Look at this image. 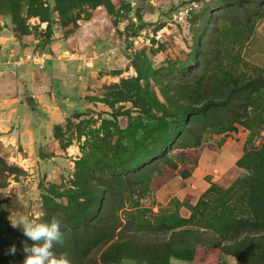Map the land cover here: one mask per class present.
<instances>
[{"label": "rangeland", "instance_id": "obj_1", "mask_svg": "<svg viewBox=\"0 0 264 264\" xmlns=\"http://www.w3.org/2000/svg\"><path fill=\"white\" fill-rule=\"evenodd\" d=\"M112 1L116 7L113 14L100 7L101 18L75 24L76 19L85 17L84 12L70 11L60 20L54 1L42 0L43 15L50 19V27L39 17L26 16L27 4L21 2L20 13L25 20L16 23L15 32L11 18L0 15V29L11 32L1 38L3 49L7 48L0 55L2 62L8 61L0 68V158L6 165L4 172L0 171V264H22L23 244L33 243L20 228L11 226L10 220L20 214L37 221L55 216L61 221L63 234L81 227L63 218V210L73 206L68 215L73 220L74 211L81 207L78 203L84 201L79 197L82 181L77 185L78 179L91 171L90 180L95 183L93 174L107 173L114 156L109 151L112 146H117L127 165L138 161L142 152H136V141L141 138L135 126L139 124L137 117L153 128L152 142L157 152L131 169V173L144 171L142 176L148 180L146 194L134 200L153 213L160 207L178 213L183 202L198 196L190 186L191 180L198 193L213 182L234 180L241 172L235 167L236 161L264 142V90L256 104L248 107V116L237 117L243 113V106L235 103L236 97L227 107L217 105L213 111L206 110L205 120L195 125L201 137L197 147L177 140L174 129L165 136L155 128L156 119L164 113L161 103L174 111L175 105L166 101L164 93L170 98L182 81L197 75L207 79L213 74L218 51L204 61L195 51L201 47L216 50V39L222 44L219 48L225 69L234 66L245 77L256 76L262 69L264 75V18L253 24L247 40L236 43L240 36L234 28L229 33L222 30L232 24L223 16L228 7L219 0ZM4 8L0 2L1 11H10ZM239 20L243 21L242 17ZM22 47L24 54L17 60L20 67L10 70L13 56ZM47 61L76 62L79 72L64 75L62 80L59 73L46 70L61 63L46 65ZM27 67L31 72H25ZM215 73L211 77L222 87L217 78L222 79L223 73ZM28 95L36 98L34 109L19 104ZM230 121L233 123L223 133H215L223 131L222 126ZM179 175L188 178L183 180ZM176 176L179 180L172 192L176 191L183 202L178 200V207L176 202L160 204L158 190ZM85 201L84 209L95 206L91 198ZM168 238V233L155 238L148 235L141 238L140 245L152 246ZM11 245L16 246L15 254L7 253ZM194 251L192 259H170L168 264L236 262L218 248L198 246ZM151 257L159 260L162 255L152 253ZM120 264L151 263L125 259Z\"/></svg>", "mask_w": 264, "mask_h": 264}, {"label": "trees", "instance_id": "obj_2", "mask_svg": "<svg viewBox=\"0 0 264 264\" xmlns=\"http://www.w3.org/2000/svg\"><path fill=\"white\" fill-rule=\"evenodd\" d=\"M41 1L0 0L5 5L4 10H10L6 13L0 10V15L11 18L12 30L15 32L18 25L16 23L25 20L20 13V3L26 2V16L39 17L42 21L48 22L50 27V19L43 15L45 8ZM53 1L60 20H64L73 10L85 13V19L78 18L75 24L79 21L90 22L101 18L98 12L100 7L109 15L113 14L116 8L112 0ZM191 1L199 3L209 0ZM219 1L228 7L223 16L229 18V23L232 24L229 27L223 26L222 30L224 33H229L230 28H234L240 36L236 43L247 40L253 31V24L264 18V0ZM240 17L243 21L239 20ZM215 45L218 46L216 50L201 47L195 51L200 54L201 61H204V57L218 51L219 58L213 67V74L208 75L207 79L204 75H197L192 80L189 78L182 81L177 92L170 98L164 93L166 101L175 105L172 106L174 111H170L165 103H161L160 107L163 108L164 113L155 121L157 131L166 136L169 134V129H174L177 140L186 143L187 146L197 147L200 144L201 137L195 125L205 120L206 110L213 111L217 105L227 107L233 97H236L235 103L243 106V113H238L237 117L248 116V107L256 104V100L259 99L258 94L264 90L262 69H259L260 73L256 76L248 77L238 74L232 64L233 67L229 66L225 69L224 55L219 48L222 45L221 41L216 39ZM48 64L58 63L47 61L46 65ZM54 68L56 67L52 66L46 70L52 74ZM216 70L223 73L222 79L217 78L224 84L222 87H218L215 77H211L216 75ZM135 81L138 82V79ZM120 85L121 83L118 86ZM237 92L240 93L237 94ZM217 95L222 97L217 99ZM262 111L264 112V107ZM80 115L76 114L77 117ZM135 119L139 123L135 125L136 130L141 137L136 141L138 144L136 152H142L138 161L127 165L117 146H112L109 151L114 156L109 162L107 173L93 174L95 183L90 180L91 171L81 175V179L77 181V185L82 181L79 187L82 193L79 197H83L84 201L91 198L95 206L91 204L84 209L87 201L79 202L81 207L74 211L73 220L68 219V215L73 212V206L63 210L64 220H68L69 223L77 222L81 227L73 228L68 234H64V238H68L64 239L62 245H56L55 250L66 252L71 264H74L73 262L76 264L77 262L78 264H120L125 259H143L151 264H168L170 259H192L194 247L199 246L207 249L218 248L235 258V264H264V142L260 147L245 152L236 161L235 167L241 170L237 178L229 182L211 183L201 193L197 202L190 206L189 217H182L179 214V208L178 213L163 210V207H160L157 213H153L139 206L134 200L135 197H143L146 194L148 180L146 175L142 176L144 171L131 173V169L157 152L152 142L153 128L144 125L140 118ZM232 123L233 121L228 122L222 126L223 131L215 133H223ZM5 166L0 158V171L4 172ZM179 176L183 179L188 178ZM92 184H94V191H91ZM178 200L172 198L168 204L176 202L178 207L180 204ZM165 233L169 234L166 241L155 242L152 246L140 245L141 238L144 236L151 235L155 238ZM144 246H148V249L143 250ZM64 248L67 250L64 251ZM152 253L161 254L162 258L154 259L151 257Z\"/></svg>", "mask_w": 264, "mask_h": 264}, {"label": "clouds", "instance_id": "obj_3", "mask_svg": "<svg viewBox=\"0 0 264 264\" xmlns=\"http://www.w3.org/2000/svg\"><path fill=\"white\" fill-rule=\"evenodd\" d=\"M13 228H20L23 234L33 241L23 244L24 259L22 264H71L66 252H57L56 245H62L64 234L61 221L55 216L47 221H37L26 214H20L10 220ZM16 246L11 245L7 253L15 254Z\"/></svg>", "mask_w": 264, "mask_h": 264}, {"label": "crops", "instance_id": "obj_4", "mask_svg": "<svg viewBox=\"0 0 264 264\" xmlns=\"http://www.w3.org/2000/svg\"><path fill=\"white\" fill-rule=\"evenodd\" d=\"M11 33L8 29H3L1 32H0V55H1V52H6L5 50H6V48L5 49H3L4 48V45H3V41H2V37L3 36H5V34H8V33ZM13 35V34H12ZM13 37H14V35H13ZM14 39L15 40H17L18 41V39L17 38H15L14 37ZM11 44V43H10ZM13 49V48H12ZM11 49V50H12ZM25 48H21V50H18L19 51V55L16 53L14 56H13V60L11 61V65H10V67H12L10 70H16V69H18L19 67H20V65H21V63H18L17 62V60L18 59H21V57H22V54H24V52L23 51H25L24 50ZM10 50V51H11ZM1 58V57H0ZM2 61L0 60V64H3V65H1L0 66V68L2 67V66H4V63H7L8 61H5V62H2ZM29 63V62H28ZM28 63H25V64H28ZM58 63H61V65L59 66V67H56V68H54V70L52 71L54 74H60L59 75V77L63 80V76L64 75H76V73L77 72H79V68H80V66L79 65H77V63L76 62H71V61H68V62H66V61H59ZM30 71L31 72V70H29V67H27L26 69H25V72L26 71ZM49 74H51L50 72H48ZM23 98V97H22ZM64 106V105H63ZM68 107V106H67ZM177 177H179V176H176L175 178H173L172 180H170L169 182H167L166 184H164L159 190H158V193H157V195H156V198H157V200H158V202L160 203V204H162V205H167L168 204V202L172 199V198H175V196H177V198L180 200V202H183V199L182 198H180L174 191L172 192V189H175V187L173 186V184H175V182L177 181V180H179ZM180 179H183L181 176L179 177ZM184 180V179H183ZM185 180H187V179H185ZM179 182V181H178ZM209 185V184H208ZM190 186H191V188H193L194 189V195L195 194H198V196H194V199H190L189 201H186L185 203L183 202L182 203V207H180V210H179V214L182 216V217H185V218H187V217H189L190 216V206H192V205H194L196 202H197V200H198V198H199V194H201V192L202 191H204L205 189H202L201 191H200V193H198L196 190H197V186L195 185V182L194 181H190ZM200 186V185H199ZM208 188V187H207ZM191 191V190H190ZM193 192V191H192Z\"/></svg>", "mask_w": 264, "mask_h": 264}, {"label": "water", "instance_id": "obj_5", "mask_svg": "<svg viewBox=\"0 0 264 264\" xmlns=\"http://www.w3.org/2000/svg\"><path fill=\"white\" fill-rule=\"evenodd\" d=\"M20 105L36 107L37 101L33 95H28L19 100Z\"/></svg>", "mask_w": 264, "mask_h": 264}]
</instances>
